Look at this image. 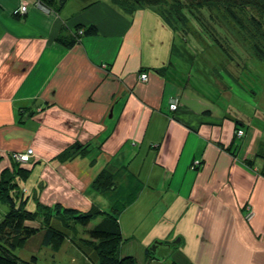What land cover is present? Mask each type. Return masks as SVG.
<instances>
[{
  "label": "crops",
  "instance_id": "0c3cea01",
  "mask_svg": "<svg viewBox=\"0 0 264 264\" xmlns=\"http://www.w3.org/2000/svg\"><path fill=\"white\" fill-rule=\"evenodd\" d=\"M22 4L26 12L15 16ZM62 9L0 0V175L13 170L10 152L32 149L22 184L32 201L36 193L45 206L85 212L129 197L118 219L122 236L130 240L129 222L149 225L140 264H181L176 256L186 257L182 264H264L263 159L256 156L264 152L263 123L234 136L238 120L218 103L229 94L222 72L194 58L198 35L173 32L150 8L120 15L95 0L80 7L83 19ZM77 24H95L98 33L71 48L56 42ZM174 98L179 106L170 112ZM74 142L89 143L90 152L54 158ZM105 168L114 174L109 196L90 187ZM155 241L169 251L147 261ZM129 244L122 256L133 253Z\"/></svg>",
  "mask_w": 264,
  "mask_h": 264
},
{
  "label": "trees",
  "instance_id": "16d2710c",
  "mask_svg": "<svg viewBox=\"0 0 264 264\" xmlns=\"http://www.w3.org/2000/svg\"><path fill=\"white\" fill-rule=\"evenodd\" d=\"M66 1L36 0L37 4L57 12L62 9ZM110 1L127 14H133L139 9L151 7L173 32H178L182 36L185 35L182 33L196 32L195 34H198L197 38L202 42H206L211 34L207 32V26L209 25L224 31H241L246 35L245 37L241 36L246 41L244 44H248L246 48L249 51L253 50L256 56L264 59V0ZM13 14L15 16L22 15L19 13ZM190 29L193 31L190 32ZM74 32L73 36L63 37L60 35L55 40L65 48H71L83 36L97 35L98 28L95 24H89L85 27L77 24L74 27ZM239 124L241 123L235 122V131L240 130ZM90 150L89 143L74 142L54 158L59 162H67L76 157L86 156ZM256 156H260L263 159L261 172L264 175V152L260 151ZM245 163L248 166H252L248 161ZM29 176V168L18 163L13 164L11 173L7 174L3 171L0 175V201L8 206V211L0 219V264H35L37 259L35 256H31L30 261L22 260L15 254V250L22 248L32 236L42 232V245H46L52 251L57 252L63 244L66 235L62 229L73 228L74 224L87 227L96 214H105V216L88 229L91 239L87 243L93 250V255L91 256L92 264H138L135 258L130 255H119V248L124 239L121 235L118 219L127 204L131 202L128 200L129 197L124 199L122 196L117 199L116 203L114 202L111 206L112 213L109 214L102 212L96 206H91L85 212L61 207L60 205L45 206L38 202L37 194L35 193L33 194V201L36 203V210L29 211L27 209L32 197L27 198V193L20 186V183L26 182ZM112 185H114V174L106 168L95 176L90 187L100 195L109 196L113 193ZM66 219L73 222L68 225ZM28 223H35L36 226ZM145 253L147 261L160 259L155 255L153 256L148 247ZM50 264L55 263L51 262Z\"/></svg>",
  "mask_w": 264,
  "mask_h": 264
},
{
  "label": "rangeland",
  "instance_id": "374dc122",
  "mask_svg": "<svg viewBox=\"0 0 264 264\" xmlns=\"http://www.w3.org/2000/svg\"><path fill=\"white\" fill-rule=\"evenodd\" d=\"M93 1L95 0H67L62 11L65 15L73 16L74 19L76 17H81V19H83L82 16L85 14L81 13L80 7H84V5ZM103 1H105V4L108 5L113 12L115 11V13L122 15L121 8L114 5L112 1ZM147 8L151 9V7ZM106 18L107 16L105 15L102 17L105 23ZM215 29L218 35L210 34V39L206 40V46L196 49L194 58L199 63L205 64L206 62L211 68L216 67L214 69L208 68L209 70L222 72L220 76L225 79L228 86L227 90L230 95L227 94L225 96L221 94L220 98H218V103L228 106V108L232 110L235 118L241 122V126L244 129H254V125L263 123V127L260 128L264 130V59L256 56L253 50L249 51L246 48L248 44H244L246 41L241 38V36H246L243 32ZM219 32H221L220 36ZM215 36L220 39L216 40ZM83 37L85 38L87 36ZM241 66H243V68H241ZM22 184L23 183H20V186H22ZM109 203L113 205L112 201ZM35 206L36 203L31 200L27 210L35 211ZM95 206L102 210V212L112 213V208L110 206L106 207L105 205L101 206L96 204ZM135 208H133V210ZM7 211L8 206L0 201V219L4 217ZM131 211L132 210H130V212ZM104 216L105 214H96L95 218L90 221L87 227L74 224L73 228L68 227L62 229L66 235L61 248L57 252L52 251L51 248L46 245H42V240L35 235L29 238L22 248L16 249L15 254L22 260L27 261L31 260V256H35L37 258L35 264H50L51 262L55 264H92L91 256L93 255V250L87 243L91 239L88 229L93 227ZM66 221L68 225L73 222L67 219ZM131 228H133V233L129 235L130 240L127 238L128 240L125 243H130L129 249L133 251L130 255L137 260L141 257L138 247L141 234L149 228V225L148 222L143 224L137 223L136 225H132L129 222V231ZM175 259L178 261L182 259V262L186 261V257L184 256H176ZM182 262L180 263L182 264Z\"/></svg>",
  "mask_w": 264,
  "mask_h": 264
},
{
  "label": "bare ground",
  "instance_id": "6f19581e",
  "mask_svg": "<svg viewBox=\"0 0 264 264\" xmlns=\"http://www.w3.org/2000/svg\"><path fill=\"white\" fill-rule=\"evenodd\" d=\"M189 29V28H188ZM190 32H192L193 30L192 29H190L189 30ZM207 32L208 33H211V35H214V34H216V35H218V32L216 31V29L214 28V26H212V25H209V26H207ZM194 33H196V32H194ZM198 35V34H197ZM221 35V32H219V36ZM210 37V36H209ZM217 36H215V39L216 40H219L220 38L218 37V38H216ZM210 38H208V40H209ZM206 44H207V42H203V47H205L206 46ZM198 48H201V47H198ZM241 68H243V66H241ZM237 69H238V66H237ZM174 99H176V98H174ZM174 99H170L169 101H168V109H169V111L170 112H174V111H176V109L178 108V106H179V103H178V100H177V103H175V109H171L170 108V105L172 104L171 102H172V100H174ZM221 107V106H220ZM240 130L242 131V135L241 136H237L236 135V132L238 131H234V135H235V137H237V138H241V137H243L244 135H245V132H244V128L243 127H241L240 128ZM28 151V149L26 150V151H24V153H26ZM10 153H12V152H10ZM10 153H9V158H10ZM233 156H234V154H233V152L231 153ZM32 158V157H31ZM30 161V160H29ZM28 161V162H29ZM27 162V163H28ZM15 163V162H14ZM26 164V163H25ZM25 164H22V165H25ZM21 165V164H20ZM191 169H195V166L194 165H191V167H190ZM252 216H253V212H252V210H249V211H247V213H246V215L244 216V220L245 221H247V222H249L250 220H251V218H252ZM120 217V216H119ZM119 225V224H118ZM121 231V230H120ZM121 235H122V233H121ZM123 237V236H122ZM123 239H124V242H122V244L120 245V248H119V255L120 256H122V253H121V248H122V245H124V243L128 240L127 238H125V237H123ZM152 254H153V256L154 255H156V253L155 252H153V251H150ZM145 256H146V258H147V255H146V253H145ZM157 258H161V257H157ZM136 260V259H135ZM137 262V261H136ZM138 263V262H137ZM138 264H140V263H138Z\"/></svg>",
  "mask_w": 264,
  "mask_h": 264
},
{
  "label": "built area",
  "instance_id": "2783aa9c",
  "mask_svg": "<svg viewBox=\"0 0 264 264\" xmlns=\"http://www.w3.org/2000/svg\"><path fill=\"white\" fill-rule=\"evenodd\" d=\"M25 12H26V6L24 4L20 5V7L14 11V13H19V14H24ZM138 78L141 81H145L147 79V75L145 73H140ZM171 103L172 104L170 105V108L171 109H175V103H177V100L174 99V100H172ZM236 135L238 137L241 136L242 135V131L238 130L236 132ZM32 156H33V150L32 149H28V151L26 153H24V152H22V153L21 152H12V153H10V159L13 162L21 164V165L27 163Z\"/></svg>",
  "mask_w": 264,
  "mask_h": 264
},
{
  "label": "water",
  "instance_id": "95a60500",
  "mask_svg": "<svg viewBox=\"0 0 264 264\" xmlns=\"http://www.w3.org/2000/svg\"><path fill=\"white\" fill-rule=\"evenodd\" d=\"M150 251H153L156 253V257H162L164 255H166L169 251L168 247H163L161 243L159 242H154L150 247H149Z\"/></svg>",
  "mask_w": 264,
  "mask_h": 264
},
{
  "label": "clouds",
  "instance_id": "9594fccd",
  "mask_svg": "<svg viewBox=\"0 0 264 264\" xmlns=\"http://www.w3.org/2000/svg\"><path fill=\"white\" fill-rule=\"evenodd\" d=\"M146 74V73H145Z\"/></svg>",
  "mask_w": 264,
  "mask_h": 264
}]
</instances>
